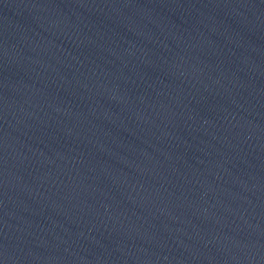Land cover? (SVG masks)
Here are the masks:
<instances>
[{"label":"water","instance_id":"obj_1","mask_svg":"<svg viewBox=\"0 0 264 264\" xmlns=\"http://www.w3.org/2000/svg\"><path fill=\"white\" fill-rule=\"evenodd\" d=\"M0 264H264V0H0Z\"/></svg>","mask_w":264,"mask_h":264}]
</instances>
